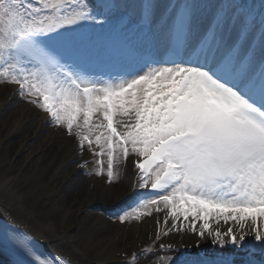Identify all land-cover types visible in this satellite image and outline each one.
<instances>
[{
    "label": "snow or ice",
    "instance_id": "obj_1",
    "mask_svg": "<svg viewBox=\"0 0 264 264\" xmlns=\"http://www.w3.org/2000/svg\"><path fill=\"white\" fill-rule=\"evenodd\" d=\"M159 40L166 59L142 54ZM0 83L87 145L98 175L105 156L109 181L117 159L136 158L139 187L155 195L120 222L168 209L201 238L239 246L245 264L264 257V0H0ZM249 223L259 244L245 239ZM0 245L8 264H53L11 223L0 224ZM159 247L170 254L149 245L123 264H235Z\"/></svg>",
    "mask_w": 264,
    "mask_h": 264
},
{
    "label": "bare ground",
    "instance_id": "obj_2",
    "mask_svg": "<svg viewBox=\"0 0 264 264\" xmlns=\"http://www.w3.org/2000/svg\"><path fill=\"white\" fill-rule=\"evenodd\" d=\"M124 2L131 6L135 0ZM163 45L159 40L144 47L161 50ZM117 67L114 62L97 65L100 70ZM17 88L15 84L0 83L1 220L23 228L74 264H123L130 257L128 253H138L154 239L178 248L186 242L182 249L187 248L192 258H211L222 252L234 258L235 264H245V251L235 247L222 249L207 233L201 238L197 232L184 228L171 229L172 217L167 223L165 219L152 218L153 213L141 223L111 220L109 210L126 203L136 190L135 164H127L124 180L116 182L89 172L82 163L89 158L85 149L81 151L75 138L52 124L47 113L19 96ZM64 223L67 226L61 229ZM210 223L221 231L232 226L239 234L232 221ZM201 226L200 222L197 229ZM245 230L246 241L260 243L254 241L250 223ZM159 254L170 253L165 249ZM254 258L256 264L264 261L259 252L254 253ZM8 261L0 252V264Z\"/></svg>",
    "mask_w": 264,
    "mask_h": 264
},
{
    "label": "rangeland",
    "instance_id": "obj_3",
    "mask_svg": "<svg viewBox=\"0 0 264 264\" xmlns=\"http://www.w3.org/2000/svg\"><path fill=\"white\" fill-rule=\"evenodd\" d=\"M256 2H255V6H257V8H259V4H260V0H255ZM164 46V45H163ZM42 110V109H41ZM43 111V110H42ZM124 120H125V122H127V119L126 118H124ZM63 128V127H62ZM64 129V128H63ZM94 148H96V150L98 151L99 149H98V147H96L95 145L93 146ZM84 149H85V152H87L88 153V156H89V161L87 162V164L85 165L86 166V168H87V170L89 171V172H94L95 174H97V172H98V169H99V165H97V163H96V161L98 160V159H100L99 157H96V156H94L93 154H92V151H90L89 150V148H88V146L87 145H85L84 146ZM134 159H135V157L133 156V155H131L130 154V156L128 157V159L125 161V160H121V159H117V161H116V176H115V178L114 179H112L114 182H116L117 180H124V175H125V170L127 169V164H133V161H134ZM104 160H105V170H104V173L102 174V175H98V176H104L105 178H108L107 177V168H106V165H107V157L105 156L104 157ZM111 180V181H112ZM110 181V182H111ZM113 182V183H114ZM108 184H111V183H109L108 182ZM160 207L161 208H163V205L161 204L160 205ZM151 213H153L154 214V216L152 217V218H158V219H165L166 217H167V221H169V220H171V219H169V218H171L170 216H167L166 214H168V209H163L162 211H156L155 209H153L152 210V212ZM120 214H124V213H120ZM120 214H117V215H120ZM116 215V216H117ZM163 215H165L166 217H164ZM109 216V215H108ZM116 216L114 215V218L112 217H110L109 216V218L111 219V220H114V221H119V220H117L116 219ZM149 215H145V216H143V217H141V219L140 220H135V219H132V220H129L127 223H129V224H132V223H141V222H144V221H148L147 219L149 218L148 217ZM151 216V215H150ZM191 217L189 218V220L188 221H184L183 220V218L181 217L180 218V220L179 221H177V224L175 225V227H176V230H178V231H180V230H182L183 228L184 229H187L188 231H191V232H193L192 230H191V227H190V225H191ZM212 221V220H211ZM201 222V224H203V222H202V220H200V221H197L196 222V226H198V224ZM66 224L64 223L63 224V226H61V229H64V228H66ZM161 244H164L161 240H155V241H151V243H150V245H152L153 246V248H154V250H158L159 252H161V250H165V249H160V245ZM183 244H186V242H184ZM219 247H221L222 249H226V248H230V247H235V248H239V246H230V244H228V245H224V246H220V245H218ZM128 254H130V255H132L133 253H128ZM139 260H140V262L141 261H143V260H145V257H143V256H141V257H139Z\"/></svg>",
    "mask_w": 264,
    "mask_h": 264
}]
</instances>
